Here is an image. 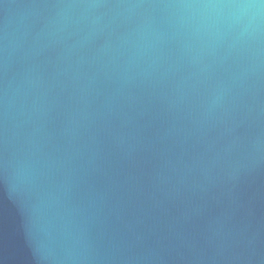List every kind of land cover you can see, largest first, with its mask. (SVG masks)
I'll list each match as a JSON object with an SVG mask.
<instances>
[{"label":"water","instance_id":"95a60500","mask_svg":"<svg viewBox=\"0 0 264 264\" xmlns=\"http://www.w3.org/2000/svg\"><path fill=\"white\" fill-rule=\"evenodd\" d=\"M0 264H264V0H0Z\"/></svg>","mask_w":264,"mask_h":264}]
</instances>
